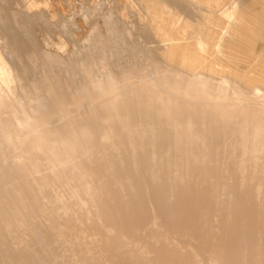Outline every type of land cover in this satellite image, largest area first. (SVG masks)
Wrapping results in <instances>:
<instances>
[{
	"label": "rangeland",
	"instance_id": "rangeland-1",
	"mask_svg": "<svg viewBox=\"0 0 264 264\" xmlns=\"http://www.w3.org/2000/svg\"><path fill=\"white\" fill-rule=\"evenodd\" d=\"M263 71L264 0H0V116L26 92L40 99L16 124L14 139L25 152L19 164L29 161L36 133L30 117L44 121L42 129L50 132L87 113L96 118L98 107H109L101 113L106 120L83 121L88 131L107 125L99 138H85L98 141L92 150L83 143L65 158L99 171L109 189V210L132 231L127 246L94 202L88 204L90 218L82 213L72 221L75 231L107 239L96 243L107 264H170L181 248L196 252L202 239L199 212L223 187L246 201L259 185L247 203L264 222V143L259 148L242 143L233 120L263 115ZM187 116L194 119L183 120ZM101 148L104 153L96 152ZM12 149L0 153V178L11 172ZM117 178L130 183L123 191L127 205L115 199ZM67 186L53 182V189L35 195L45 197L38 200L42 204L73 205ZM170 187L171 202L194 209L188 235H171L169 213L154 201L156 192ZM145 189L150 193L143 196ZM140 194L143 202L134 204ZM54 195L59 199L51 200ZM33 236L27 239L37 248ZM82 248L76 246L69 256L86 255ZM130 251L142 253L144 261L137 262Z\"/></svg>",
	"mask_w": 264,
	"mask_h": 264
},
{
	"label": "bare ground",
	"instance_id": "bare-ground-1",
	"mask_svg": "<svg viewBox=\"0 0 264 264\" xmlns=\"http://www.w3.org/2000/svg\"><path fill=\"white\" fill-rule=\"evenodd\" d=\"M149 67L147 66L146 69H149ZM140 73L142 72L140 71ZM140 73L139 75L136 74L140 76ZM134 75L135 73H133V77ZM125 79L127 80L128 78L125 76ZM50 84L52 85V83ZM111 85L115 86L114 84ZM237 87L236 90L238 92L240 87ZM255 91L261 92L260 90ZM39 100L31 92H26L23 100L16 98L6 108V112L0 116V153L9 146L13 148L12 153L8 154V165L11 172L9 175L5 174L6 178H0V264H107V254L96 246V243L102 244L107 239L95 233L84 232L85 230L75 231L72 221H78L82 213H85L84 215L87 219L90 218L87 211L88 204L94 202L97 203L103 217L106 216L112 220L116 234L124 239V243L127 246L132 242L130 238L132 231L128 227H123L109 210L105 201L109 189L104 186V181L101 179L99 171L91 167L86 170L80 161H65L66 157L81 150V144L86 143L89 145L88 148H90L94 145V142H98L95 140L96 138H93V140H86L85 138H99L101 133H103L102 131L107 129L105 127L107 125L99 123L94 125V131H88L86 129L88 126L85 127L87 122H84L93 118V115L87 113L71 119L63 128H56L49 132L42 129L41 123L44 121L30 117L31 122H35L36 133L32 134V140H30L32 145L29 161L26 164H19V159L21 156H25V152L18 141L14 139L16 124L25 116L28 110L33 113L38 108L40 105ZM34 102L36 106L33 104ZM27 104H33L34 106L31 108ZM108 104H112L111 101ZM108 108L98 107L95 111L98 115L93 119L106 120V115H101V113L107 112ZM119 117L124 120L122 115ZM175 119L181 120V117H176ZM191 119L188 116L183 118L185 121ZM258 119L263 120V122L259 123ZM233 120L236 121L235 126L244 136L242 143L250 142L255 148H259L264 143V113L262 116L252 120L249 117L236 118V116ZM39 130L41 132L37 133ZM28 134L26 133V136ZM104 151L101 148L97 149L96 152L104 153ZM103 156L101 154L102 158ZM132 159L134 160V158ZM159 159H161V156ZM87 163L91 165L88 159ZM106 168L107 171L113 173L114 168L112 166L107 165ZM151 177L156 176L152 173ZM53 182L57 185L61 184V186L67 184L68 193L75 199V204H45L44 196V199H42V195L40 196L41 198L37 196L38 194L35 195V193L41 192L43 189L50 191ZM114 182L117 184V187L113 189L116 192L115 199L127 205L128 202L124 199L123 191L130 188V183L120 178L114 179ZM243 182L239 184L242 185ZM260 185H263V183ZM50 186L51 188L49 189ZM259 188L258 185L255 189L250 190V195H246V201H240V195L237 192L229 193L224 187L217 190L210 205H206L199 212L201 218L198 221V227L202 234V239L198 250L195 252L181 248L176 251L175 257L170 264H241L243 262H247V264H264V222L258 218L257 207L253 205L249 207L247 203V201L251 202ZM149 193L145 189L143 196ZM19 194L23 195L20 196ZM26 194L29 195L24 196ZM172 194L171 187L165 189L162 193L156 192L154 201L159 207L167 209L169 213V233L171 235H188L190 227L187 226V223L193 217L194 209L185 202H171ZM143 196L141 194L137 195L134 204H141ZM46 199V202L49 203L47 196ZM50 199H59V196L54 195ZM38 200H41V202L43 200L44 204ZM59 209L62 210L61 213H59ZM225 210H228L226 215H224ZM28 234L35 236V240L39 244L37 248H33V244L31 245L32 240L30 239V242L27 239ZM19 242L23 244V248H17V243ZM56 244L58 247H55ZM78 245L83 246L82 250L86 255L76 256L75 254L74 256L72 254L70 257V251H76L75 247ZM130 253L139 263H142L145 259L140 252L130 251Z\"/></svg>",
	"mask_w": 264,
	"mask_h": 264
},
{
	"label": "crops",
	"instance_id": "crops-1",
	"mask_svg": "<svg viewBox=\"0 0 264 264\" xmlns=\"http://www.w3.org/2000/svg\"><path fill=\"white\" fill-rule=\"evenodd\" d=\"M263 72H264V71H263ZM260 80L264 82V76H263V78H262V79H260Z\"/></svg>",
	"mask_w": 264,
	"mask_h": 264
}]
</instances>
